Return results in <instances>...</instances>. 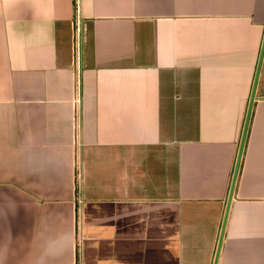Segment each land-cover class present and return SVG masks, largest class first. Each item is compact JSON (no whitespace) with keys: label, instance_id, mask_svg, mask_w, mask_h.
Here are the masks:
<instances>
[{"label":"crops","instance_id":"crops-1","mask_svg":"<svg viewBox=\"0 0 264 264\" xmlns=\"http://www.w3.org/2000/svg\"><path fill=\"white\" fill-rule=\"evenodd\" d=\"M264 0H0V264H212ZM216 264H264V50Z\"/></svg>","mask_w":264,"mask_h":264},{"label":"water","instance_id":"water-1","mask_svg":"<svg viewBox=\"0 0 264 264\" xmlns=\"http://www.w3.org/2000/svg\"><path fill=\"white\" fill-rule=\"evenodd\" d=\"M263 50H264V29H263V34H262V38H261L259 52H258V56H257V60H256L253 80H252V84H251L250 91H249L248 101H247V105H246L243 120H242L237 150H236V154L234 157L233 167H232L230 180H229V184H228L227 195H226L224 210H223V214H222V220L220 223L218 236H217V240H216L212 264H216V259L218 256V251H219L220 243L222 240L224 224H225L226 215L228 212V205H229V202L231 199L232 189L234 186V181H235V177H236V173H237V169H238L239 159H240V155H241V151H242V147H243V143H244V138H245V134H246V130H247V125H248V120H249V116H250L251 105H252V100L254 97V91H255V86H256V81H257V77H258V71H259L260 62L262 59Z\"/></svg>","mask_w":264,"mask_h":264}]
</instances>
